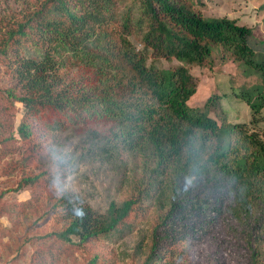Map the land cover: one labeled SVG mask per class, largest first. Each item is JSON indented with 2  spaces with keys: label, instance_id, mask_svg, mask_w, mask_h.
<instances>
[{
  "label": "trees",
  "instance_id": "trees-1",
  "mask_svg": "<svg viewBox=\"0 0 264 264\" xmlns=\"http://www.w3.org/2000/svg\"><path fill=\"white\" fill-rule=\"evenodd\" d=\"M8 9L9 15H0L2 142L16 131L8 117L16 113V102L24 107L17 131L29 154L22 163L41 165L50 154L43 139L49 130L105 120L107 130L96 133L101 140L93 146L115 159L141 158L146 179L136 185L137 192L112 201L105 213L74 191H54L45 216L62 208L68 221L62 230L37 237L46 241L48 264L67 258L65 248L72 247L74 237L85 247L124 240L139 228L147 201L166 176L173 180L169 208L156 220L141 264H167L166 259L175 264L185 241L209 224L207 213L221 214L222 207L244 219L264 218V135L254 128L264 90L259 103L251 104L249 123L229 121L223 107L211 115L215 96L203 106L187 104L198 85L187 65L210 68L215 56L254 68L264 80V42L252 27L237 18L205 16L195 0H34L21 11ZM149 57L182 64L160 68L149 65ZM70 161L54 155L44 174L64 183ZM44 174L30 172L20 179L17 189L32 186L33 196L12 202L8 210L0 192V215L19 221L39 198ZM255 243L248 242L247 263L264 264V252ZM105 260L90 251L89 264Z\"/></svg>",
  "mask_w": 264,
  "mask_h": 264
},
{
  "label": "rangeland",
  "instance_id": "rangeland-1",
  "mask_svg": "<svg viewBox=\"0 0 264 264\" xmlns=\"http://www.w3.org/2000/svg\"><path fill=\"white\" fill-rule=\"evenodd\" d=\"M34 0H0V15H9L10 6L21 11ZM196 9L208 17L227 16L237 18L253 28L254 37L264 42V0H195ZM11 12V11H10ZM135 46L143 48L139 38L133 37ZM149 65L170 68L182 64L177 59L149 57ZM186 64V63H185ZM198 83L196 92L187 101L190 107L203 106L211 96L210 114L215 116V108L226 112L231 122L249 123L254 109L252 103H259V94L264 90V80L254 68L239 65L232 60L215 56L212 67L187 65ZM219 104H222L219 105ZM16 113L8 117L15 121L13 138L3 143L0 136V192L6 201L8 210L12 202L27 201L33 196L32 186L24 185L18 190L20 179L28 173H43L50 167L54 155H67L69 174L64 183L53 180V174H44L42 191L34 204L25 209L21 219L14 222V216L3 212L0 215V264H48L43 252L46 241L37 239L50 232L62 230L67 218L62 208L56 214L45 216V211L54 199H49L54 191H74L83 196L95 209L105 213L112 201L121 202L125 197L138 191L137 184L144 183L143 160L139 157L124 155L115 159L101 152L93 144L101 140L96 133L107 130L106 121L89 125H67L65 129L49 130L46 140L51 152L41 160V165L29 163L23 159L28 146L21 138L17 128L24 115V107L16 102ZM223 107V109H222ZM257 123L255 127L264 135V107L256 105ZM92 129V131L90 130ZM12 132V131H11ZM1 133V132H0ZM28 155V156H27ZM26 160V159H25ZM173 180L166 176L163 185L158 187L146 203V211L138 219L139 228L128 234L124 240L103 241L87 246H80L79 239L73 238V245L65 248L69 251L67 258L58 264H89L90 251L100 252L105 256L106 264H141L148 255L152 228L159 218L165 216L169 208V184ZM167 182V184H165ZM221 214L217 211L207 213L204 220L209 222L200 227L191 240L185 241L184 255L175 264H248L250 240L256 241L257 247L264 252V218L257 221L252 218L238 217L231 208ZM4 210V211H6ZM234 211V210H233ZM217 212V213H216ZM226 213V215H225ZM213 214L216 215L213 221ZM251 237L249 239L248 234ZM34 238V239H33ZM138 249V250H137ZM111 261L107 262V256ZM171 255H168L169 258ZM167 264L172 259H166ZM172 264V263H169ZM174 264V263H173Z\"/></svg>",
  "mask_w": 264,
  "mask_h": 264
}]
</instances>
